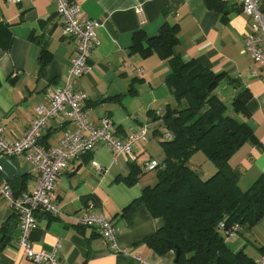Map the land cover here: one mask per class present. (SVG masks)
Here are the masks:
<instances>
[{
	"label": "crops",
	"instance_id": "1",
	"mask_svg": "<svg viewBox=\"0 0 264 264\" xmlns=\"http://www.w3.org/2000/svg\"><path fill=\"white\" fill-rule=\"evenodd\" d=\"M77 2L81 7L80 20L93 19L98 23L95 28L98 43L87 59L89 71L73 86L75 92L85 95L80 103L88 121L97 126L103 116H108L119 136H126L146 123L149 138L137 143L134 162L121 155L114 161L111 149L104 143L69 161L55 185L62 214L37 213V224L29 235L31 245L37 251H49L59 238L57 256L63 264H137V255L147 264H175L173 250L158 255L145 242L163 226L161 217L151 215L144 204L134 209L130 219L121 213L141 195L143 187L156 182L155 171H144L142 163L154 154L150 150L151 138L162 135V120L155 119L156 116H161L167 106H177L165 81L171 71L169 62L155 52L145 55L139 50L130 51V46L137 32L141 45L146 47L145 37L157 34L162 24H176L175 54L183 60L194 59L213 71H223L234 80L223 79L216 88L225 105L229 102L232 108L233 97L242 89L250 92L246 103L248 115L235 113L233 108L229 114L248 123L256 138L255 142H245L229 159L239 188L245 190L264 173V84L258 66L242 53L249 18L241 11L238 0ZM139 2L141 12L137 14L134 7ZM258 2L263 8L264 0ZM0 23L7 25L12 36L9 48L0 50V125L5 139L13 140L27 129L34 118V109L48 104L47 96L54 87L62 85L76 40L63 34L53 0L18 3L0 0ZM42 49L49 56L41 67ZM74 127L71 121L53 117L39 142L43 146L55 145ZM6 158L15 167V173L9 176L7 169L0 168V227L14 215L8 198L2 194L5 184L21 182L23 185L16 190L18 195L33 190L36 184L33 165L24 154ZM132 165L140 170L138 179L127 184L125 178L131 173ZM188 165L202 178L215 171L200 151L191 156ZM90 204L92 211L114 224L118 252L108 247L95 228L76 223L75 216ZM18 234L17 224L0 253V264H37L21 252L16 242ZM227 242L231 249H243L252 259L263 255L264 249L260 248H264V215L251 230L238 233Z\"/></svg>",
	"mask_w": 264,
	"mask_h": 264
},
{
	"label": "trees",
	"instance_id": "2",
	"mask_svg": "<svg viewBox=\"0 0 264 264\" xmlns=\"http://www.w3.org/2000/svg\"><path fill=\"white\" fill-rule=\"evenodd\" d=\"M177 31L176 24H162L157 34L144 38L146 47L137 38L140 32L135 33L130 46V51L139 50L145 55L155 52L169 62L171 71L165 81L177 106H167L155 118L161 119L163 129L172 134L170 140L161 142L164 158L155 171L156 182L143 187L141 195L121 213L130 219L134 209L144 204L151 215L161 217L163 226L145 242L158 255L177 250L175 264H253L254 259L243 249H231L226 229L238 224V233L244 234L264 215V173L241 190L229 164L239 147L248 141L255 142L256 138L248 123L226 113V105L216 93L220 81L230 79L229 76L194 59L183 60L174 53ZM11 39L7 25L0 23V50L8 49ZM48 56L42 49L41 67ZM250 96L247 89L236 93L231 102L233 111L248 115L246 103ZM197 151L203 152L215 167L207 178L200 177L188 165ZM136 168L132 165L131 173L125 178L127 184L138 179L140 170ZM22 185L21 182L10 184L15 196ZM17 224L13 215L0 227V253Z\"/></svg>",
	"mask_w": 264,
	"mask_h": 264
},
{
	"label": "built area",
	"instance_id": "3",
	"mask_svg": "<svg viewBox=\"0 0 264 264\" xmlns=\"http://www.w3.org/2000/svg\"><path fill=\"white\" fill-rule=\"evenodd\" d=\"M8 3H18L20 0H4ZM56 4V13L62 21V31L65 36L76 40V48L71 57L70 67L60 86L53 88L48 95V104H41L34 109V118L27 129L17 138L7 140L3 136V127L0 125V157H9L24 154L34 168L36 184L31 191H25L15 196L9 184L2 188V194L8 198L10 207L17 217L19 234L17 245L25 257L37 264H63L57 256L60 239L56 238L49 251L33 249L30 241V231L37 224V213L59 216L62 210L56 201L55 185L60 173L69 161L81 154L94 150L99 143L109 146L113 160L123 156L126 160H136L138 142H146L149 135L148 124L140 125L136 130L126 136H119L115 126L108 116L101 118L100 124L95 126L88 121L87 115L81 105L85 100L83 93L74 91V83L89 71L88 56L98 43L95 28L97 21L93 19L80 20L81 7L77 0H53ZM241 11L249 18V26L244 36L242 53L247 54L258 66L259 78L264 84V7L258 0H238ZM134 11L141 12L140 2ZM140 75L141 70H137ZM57 117L71 121L75 127L61 137L57 144L43 146L39 137L49 119ZM162 136L170 140V131L162 128ZM95 166L100 168L97 163ZM160 162L148 158L142 163L144 171L156 170ZM88 205L81 213L75 216L77 224L95 228L104 239L108 247L118 252L116 243V228L112 221L102 214L91 210ZM223 227V223H220ZM240 226L235 224L226 229L229 239L238 235ZM137 264L147 262L136 256ZM253 264H264V254L254 259Z\"/></svg>",
	"mask_w": 264,
	"mask_h": 264
},
{
	"label": "rangeland",
	"instance_id": "4",
	"mask_svg": "<svg viewBox=\"0 0 264 264\" xmlns=\"http://www.w3.org/2000/svg\"><path fill=\"white\" fill-rule=\"evenodd\" d=\"M226 107H227L226 113L228 115L232 114V108H231L229 102L226 103ZM148 138H149V135H148ZM162 141H165V139L163 138L162 135L157 136V138H151V142L152 143H151V146H150L151 147L150 150H151L152 153H154V154H151V155H152V158L157 160L158 162H161L163 160V158H164V151H163V148L161 146V142ZM157 152H158V154H157ZM197 152H199V151H197ZM152 171H156V170H152ZM202 174L206 175L205 173H202ZM200 177H202V176L200 175Z\"/></svg>",
	"mask_w": 264,
	"mask_h": 264
},
{
	"label": "water",
	"instance_id": "5",
	"mask_svg": "<svg viewBox=\"0 0 264 264\" xmlns=\"http://www.w3.org/2000/svg\"><path fill=\"white\" fill-rule=\"evenodd\" d=\"M5 168L8 170V175L12 176L15 173V167L12 165V163L4 156L0 157V168ZM177 255L178 252L176 250L175 252V259H174V263L177 262Z\"/></svg>",
	"mask_w": 264,
	"mask_h": 264
}]
</instances>
